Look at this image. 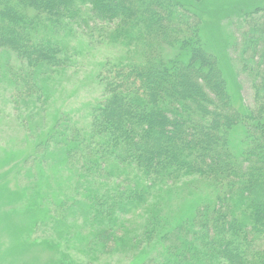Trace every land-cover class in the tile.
Instances as JSON below:
<instances>
[{
    "label": "trees",
    "instance_id": "trees-1",
    "mask_svg": "<svg viewBox=\"0 0 264 264\" xmlns=\"http://www.w3.org/2000/svg\"><path fill=\"white\" fill-rule=\"evenodd\" d=\"M202 18L173 0H0V89L16 112L41 110L75 27L123 53L98 76L85 126L56 119L21 156V180L63 210L62 232L89 230V249L111 250L154 199L130 245L139 264H264V4L235 24L243 110Z\"/></svg>",
    "mask_w": 264,
    "mask_h": 264
},
{
    "label": "rangeland",
    "instance_id": "rangeland-1",
    "mask_svg": "<svg viewBox=\"0 0 264 264\" xmlns=\"http://www.w3.org/2000/svg\"><path fill=\"white\" fill-rule=\"evenodd\" d=\"M173 1L203 17L200 36L204 49L217 58L237 108L250 107L249 80L233 62L237 41L235 24L262 6L264 0ZM74 29L69 38L70 61L48 83V99L40 111L30 108L25 113L16 112L8 93L0 89V264H139L141 260V257L134 259L138 252L132 253L130 245L133 238L134 242L138 241L151 218L154 199L144 209L123 218V230L117 232L112 249L102 252L93 246L89 249L92 244H88L89 230L81 233L79 221L69 229L70 224L64 225L67 232H62L61 225L57 224L64 218L63 210L58 206L44 208V204L41 207V200L35 198L40 197L36 194L38 191L27 186L29 181L25 177L21 180L26 165L21 156L44 138L56 119L68 116L72 122L85 126L92 108L103 97L98 76L103 75L107 62H114L115 57L123 54L100 43L102 38L97 32L81 34ZM46 204H49L47 200ZM103 248L100 246L99 250Z\"/></svg>",
    "mask_w": 264,
    "mask_h": 264
}]
</instances>
